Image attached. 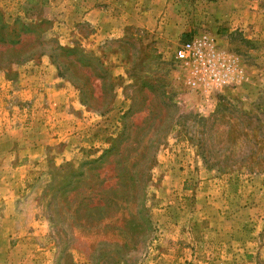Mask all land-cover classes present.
<instances>
[{
    "label": "rangeland",
    "instance_id": "rangeland-1",
    "mask_svg": "<svg viewBox=\"0 0 264 264\" xmlns=\"http://www.w3.org/2000/svg\"><path fill=\"white\" fill-rule=\"evenodd\" d=\"M0 3L36 24L0 46V264H264V0ZM202 34L244 70L209 98Z\"/></svg>",
    "mask_w": 264,
    "mask_h": 264
},
{
    "label": "built area",
    "instance_id": "built-area-1",
    "mask_svg": "<svg viewBox=\"0 0 264 264\" xmlns=\"http://www.w3.org/2000/svg\"><path fill=\"white\" fill-rule=\"evenodd\" d=\"M175 58L185 70L187 87L204 98L238 86L244 78L240 59L219 48L216 39L202 34L181 43Z\"/></svg>",
    "mask_w": 264,
    "mask_h": 264
},
{
    "label": "trees",
    "instance_id": "trees-1",
    "mask_svg": "<svg viewBox=\"0 0 264 264\" xmlns=\"http://www.w3.org/2000/svg\"><path fill=\"white\" fill-rule=\"evenodd\" d=\"M4 15L5 13L0 9V46H5L6 48L13 50V55L6 58L7 60H9L8 63L22 62V59L26 58V56L22 55V53L20 54L21 48L18 47L22 45L26 34H28V32L31 31V28L36 24L34 21H22L20 18L15 19L13 23H8ZM62 49L69 50V48L65 47H63ZM2 54V51H0V57H2ZM28 57L29 59H31L32 55H29ZM84 209H86L87 211H96V209L98 208H96L95 206H85ZM79 212L80 211H77V213Z\"/></svg>",
    "mask_w": 264,
    "mask_h": 264
},
{
    "label": "crops",
    "instance_id": "crops-1",
    "mask_svg": "<svg viewBox=\"0 0 264 264\" xmlns=\"http://www.w3.org/2000/svg\"><path fill=\"white\" fill-rule=\"evenodd\" d=\"M7 2V1H6ZM5 2V3H6ZM5 3H2V4H5ZM1 3H0V7L2 8L3 7V5H2ZM21 4H23L22 2H20L19 4H17V5H21ZM9 8H13V7H11V5H9ZM25 168H28V166H25ZM9 202V201H8Z\"/></svg>",
    "mask_w": 264,
    "mask_h": 264
}]
</instances>
